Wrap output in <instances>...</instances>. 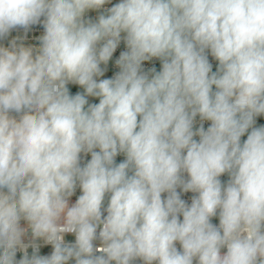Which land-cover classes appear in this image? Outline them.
<instances>
[{
  "label": "clouds",
  "instance_id": "9594fccd",
  "mask_svg": "<svg viewBox=\"0 0 264 264\" xmlns=\"http://www.w3.org/2000/svg\"><path fill=\"white\" fill-rule=\"evenodd\" d=\"M18 28L0 43V264H264V0H0V41Z\"/></svg>",
  "mask_w": 264,
  "mask_h": 264
},
{
  "label": "built area",
  "instance_id": "2783aa9c",
  "mask_svg": "<svg viewBox=\"0 0 264 264\" xmlns=\"http://www.w3.org/2000/svg\"><path fill=\"white\" fill-rule=\"evenodd\" d=\"M113 3H117L118 0H112ZM111 5H106V7H110ZM99 15L98 11H89L85 14L86 18H92L93 20L96 19V17ZM43 34V27L42 25H35L32 26L27 34V38L24 39V43L26 46H31V45H35V46H39V41L36 39V37L38 35H42ZM123 35V34H122ZM16 36H21L24 37L25 33L23 29H15L11 32V34L9 35V37H7L5 40L0 41V43H3L4 46H8V43L10 42L11 39L15 38ZM126 45L124 44L123 40L121 42V44L118 46L117 51L114 53L113 55V59L112 61L109 62V65L107 66V70H108V78H112L118 71H119V67L117 65H115V60L118 59L120 52L122 51H126ZM209 56V61L213 66V71H216L218 62L211 57L210 52L208 53ZM155 68L156 71H160L162 69V64L161 61L158 58H153L151 61H145L142 65V69L145 72H148L151 68ZM72 85V84H69ZM12 115H16L15 113H12ZM200 123H203L205 126V129H207L208 126H210V121H203L201 122L199 117L196 118L195 122H194V130L196 128L199 127ZM260 126H264V115L258 116L256 117V123L254 124V127H260ZM249 131H251V129H249ZM194 139L199 140V137H194ZM247 139V133L241 138V142H243L244 140ZM98 150V149H97ZM91 159V155L90 154H81V165L83 166L88 160ZM125 159L123 154H118L117 157L115 158L116 163H120ZM185 178H187V174H184ZM222 183H226L227 180L229 179L227 174H224L223 176L220 177ZM178 191H180V189H178ZM81 194V191L79 189V187L77 186L76 192L73 195V197L70 198V204L74 203L76 198ZM181 194V198L184 199L186 201L187 204H191V199L194 195H197L196 193H192V192H188V193H184L182 191H180ZM164 197H166V193L162 194ZM106 215V213H105ZM182 220V216L180 217ZM211 223H213L214 225L218 226L219 225V216L217 214L216 217H213L211 219ZM21 225L22 226H26V222L25 221H21ZM25 243H30L31 242V233L29 230V233L23 238ZM75 237L73 234H66L65 235V241L66 242H74ZM36 243L41 245V251L39 254H49L51 253V245H44L43 241L40 239L36 240ZM97 245H99V241L95 242ZM178 250L181 249V246L179 245V243L177 242L176 244ZM29 255L31 256L32 254V248L29 247L28 249ZM222 253L226 252V248L221 250ZM23 257V253L21 251H17V257L16 259L19 260ZM70 264H74V263H70ZM134 264H143L142 261H135ZM195 264V262H194Z\"/></svg>",
  "mask_w": 264,
  "mask_h": 264
},
{
  "label": "rangeland",
  "instance_id": "374dc122",
  "mask_svg": "<svg viewBox=\"0 0 264 264\" xmlns=\"http://www.w3.org/2000/svg\"><path fill=\"white\" fill-rule=\"evenodd\" d=\"M103 67V66H102ZM102 78H108V70L105 73V77ZM69 89H70V93L71 94H75L77 91H83V89L79 88V86L76 85H68ZM89 103H98L99 99L98 98H94V97H88ZM107 202H108V195H106L105 198V207L107 206ZM70 263H74V261L70 262Z\"/></svg>",
  "mask_w": 264,
  "mask_h": 264
}]
</instances>
